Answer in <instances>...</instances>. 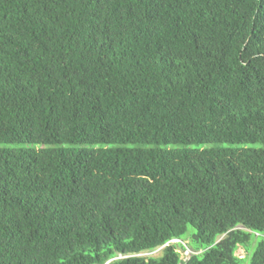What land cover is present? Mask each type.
<instances>
[{"label":"trees","instance_id":"trees-1","mask_svg":"<svg viewBox=\"0 0 264 264\" xmlns=\"http://www.w3.org/2000/svg\"><path fill=\"white\" fill-rule=\"evenodd\" d=\"M248 258L264 0H0V264Z\"/></svg>","mask_w":264,"mask_h":264},{"label":"rangeland","instance_id":"rangeland-1","mask_svg":"<svg viewBox=\"0 0 264 264\" xmlns=\"http://www.w3.org/2000/svg\"><path fill=\"white\" fill-rule=\"evenodd\" d=\"M192 233H194V229L191 227V228L189 229V234L183 238V240L188 244V246H189L190 248H194V245H193V243H192V241H191V235H192ZM259 240H260V239H259V237H257V236H255V237L253 238V240H252V242H251V245H250V248H251V254H252L253 251L256 249ZM179 252H180L181 255H182L181 249H179ZM160 254H161V249H158V250H156V251H154V252L144 253L143 255H144V256H153V257H156V256H158V255H160ZM189 254H190V253H189ZM183 255H184V253H183ZM190 255H191V254H190ZM190 255H189V256H190ZM236 255H237L238 257H240V258H244V257L247 256V253H246V251H245L244 249L240 248V249L237 251ZM182 259H183V257H182ZM249 262H250V258H248V259L245 261V264H249Z\"/></svg>","mask_w":264,"mask_h":264},{"label":"built area","instance_id":"built-area-1","mask_svg":"<svg viewBox=\"0 0 264 264\" xmlns=\"http://www.w3.org/2000/svg\"><path fill=\"white\" fill-rule=\"evenodd\" d=\"M172 242H174V243H182V244H184L182 241H179V240H174V241H172ZM185 245V244H184ZM183 253H184V255H183ZM192 255V251L187 247L186 248V250L185 251H183L182 252V257H183V259H189L190 257H191V255ZM190 255V256H189Z\"/></svg>","mask_w":264,"mask_h":264},{"label":"clouds","instance_id":"clouds-1","mask_svg":"<svg viewBox=\"0 0 264 264\" xmlns=\"http://www.w3.org/2000/svg\"><path fill=\"white\" fill-rule=\"evenodd\" d=\"M175 240H177V239H175ZM174 241V240H173ZM179 241H181V240H179ZM183 242V241H182ZM170 243H172V242H170ZM161 250L163 249V247L162 248H160Z\"/></svg>","mask_w":264,"mask_h":264}]
</instances>
